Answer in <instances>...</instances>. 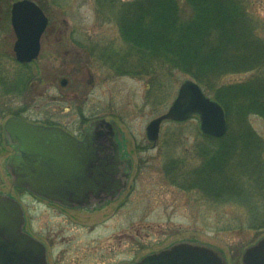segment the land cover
I'll return each instance as SVG.
<instances>
[{
  "label": "rangeland",
  "instance_id": "374dc122",
  "mask_svg": "<svg viewBox=\"0 0 264 264\" xmlns=\"http://www.w3.org/2000/svg\"><path fill=\"white\" fill-rule=\"evenodd\" d=\"M15 1V0H13ZM40 4L49 17V27H58L66 33L63 42L84 43L95 49V57L90 55L77 62L59 61L53 56L56 46L46 39L42 41L39 58L31 65L34 74V95L30 107L25 109L23 98L0 97V127L19 109L30 121H52L71 124L106 119L115 123L127 140L129 154L134 159L132 189L127 205L117 219L123 220L124 229L117 220L108 226L109 243L97 239L95 247L84 242L87 226L112 211L98 214L66 213L50 207L45 202L33 200L25 190L14 184V178L6 167L12 148L6 147L0 153V192L10 194L29 212L33 232L48 244L51 264H75L77 255L96 254L114 249L119 245L116 236L128 232V249L122 246L125 258L138 260L146 254L180 242H192L221 253L228 264H244L245 251L264 238V229L250 227V210L236 205H216L203 199L197 191H184L173 185L165 176L164 167L168 161L184 162L187 167L199 166L202 158L199 147L209 144L199 128L198 118L183 124L165 121L162 124L159 141L155 144L147 138L148 124L165 114L177 97L180 86L190 79L179 71L165 76L136 75L121 73L119 64L128 45L123 41L119 27V10L122 4L135 0H116L113 5L99 3L98 0H33ZM249 11L256 17L259 34L264 38V0H246ZM185 19L193 16V10L185 0H180ZM3 8V5L0 6ZM7 31V32H6ZM12 24L8 30L0 22V53L6 54L14 44L9 39ZM14 32V31H13ZM14 34V33H13ZM78 76L93 79L92 88H74ZM68 77L71 86L66 90L60 80L52 88L57 78ZM83 82L80 81L79 85ZM250 85L251 91L264 93V70L232 73L223 76L219 87ZM49 88L47 95H41ZM80 90L85 92L78 96ZM214 98L210 92H205ZM68 108V109H67ZM253 133L259 140L255 153L250 159L252 145L247 139ZM232 134V142L241 149L242 161L257 159L264 180V117L255 113L240 123L233 113L228 119L227 135ZM214 143V142H213ZM214 145V144H209ZM255 151V150H254ZM249 153V154H247ZM261 181V180H259ZM252 213L264 214L263 198H257ZM82 218V233L75 220ZM97 217V218H94ZM27 231V230H26ZM80 231V232H79ZM37 238V237H35ZM38 239V238H37ZM40 240V239H38ZM41 241V240H40ZM93 238L87 242L92 243ZM153 252V253H151ZM67 253V254H66ZM66 254V255H65ZM123 258V259H125Z\"/></svg>",
  "mask_w": 264,
  "mask_h": 264
},
{
  "label": "trees",
  "instance_id": "16d2710c",
  "mask_svg": "<svg viewBox=\"0 0 264 264\" xmlns=\"http://www.w3.org/2000/svg\"><path fill=\"white\" fill-rule=\"evenodd\" d=\"M98 2L113 5L116 0ZM185 2L193 10L188 19L183 17L180 0H135L122 4L118 22L128 49L123 52L120 72L165 76L179 71L210 92L223 105L228 119L233 113L240 123H245L252 113L264 117V93L251 91L250 85H217L227 74L264 70V38L246 0ZM207 139L214 145L199 147V166L168 161L165 176L184 191L199 192L211 204L247 207L250 227L264 229V214L251 210L264 194L259 162L241 160V149L232 142V134ZM247 139L254 144L251 159L258 153L259 140L250 132ZM5 148L0 127V153Z\"/></svg>",
  "mask_w": 264,
  "mask_h": 264
},
{
  "label": "water",
  "instance_id": "95a60500",
  "mask_svg": "<svg viewBox=\"0 0 264 264\" xmlns=\"http://www.w3.org/2000/svg\"><path fill=\"white\" fill-rule=\"evenodd\" d=\"M49 19L41 7L32 0L16 2L12 8V26L17 35L15 51L17 59L29 63L37 59L41 51V37ZM197 117L201 133L206 137L223 138L228 121L223 106L207 96L201 86L188 79L182 83L178 95L168 111L152 120L147 126L148 140L156 143L160 138L163 122H186ZM114 128L105 119L91 122L86 141L105 139L101 127ZM5 133L17 154L7 161L14 176L15 185L36 195L58 202H65L68 194H60L62 187L71 186L63 178H82L76 185H89L86 174L101 169H91L89 145L74 143V138L56 127L29 123L21 118H10ZM97 132V133H96ZM63 140L66 143L63 144ZM90 176V175H89ZM25 212L21 203L10 195L0 193V264H49L45 245L25 232ZM244 264H264V238L248 248L243 256ZM136 264H227L216 250L192 243H179L169 249L145 257Z\"/></svg>",
  "mask_w": 264,
  "mask_h": 264
},
{
  "label": "flooded vegetation",
  "instance_id": "af4514ba",
  "mask_svg": "<svg viewBox=\"0 0 264 264\" xmlns=\"http://www.w3.org/2000/svg\"><path fill=\"white\" fill-rule=\"evenodd\" d=\"M19 0H0V6L3 5V8H0V22H4L6 25V30H8L9 22H11L12 16V7L15 2ZM13 28V27H12ZM14 31V30H13ZM9 34V39H14V44L8 47L6 54L0 53V97H12L15 99L23 98L25 109L28 110L30 104L32 103L33 95H34V74L30 63H21L17 59V54L15 51V45L17 42V35L15 32ZM7 32V31H6ZM14 33V34H13ZM66 33L64 30L58 27H47L45 33L41 38V44L43 39L48 40L53 43L56 48L53 50V56H55L58 60L63 58V60L72 63L77 62L81 58L85 60V57H88V52L92 57H95L96 51L93 48L87 46L86 42L84 43H66L63 42ZM42 51V48H41ZM41 54V52H40ZM59 60V61H63ZM78 83L74 86V88L80 87V89H85L88 86L92 88L94 81L93 79H87L84 76H78ZM60 80L61 86L63 89H68L71 86V80L68 77H61L55 79L51 83L52 88L55 87V83ZM80 81L83 82L82 85H79ZM49 88H45V91L41 95L49 94ZM84 90H80L75 94L81 96L84 93ZM68 109V108H67ZM23 108L19 109L15 112L11 117H18L29 123L42 125L45 127H56L60 128L69 135H71L74 140V143L78 142L82 145V143H87L89 145V153H90V161L91 169L99 168L101 171L98 178H95V171H92L86 174L84 180L86 182L89 181V185H84L81 187H77L76 183L78 180H82V178H77L74 176L68 177L67 179L63 178L64 183H67L68 186L62 187L59 190L60 194H68L69 197L66 198L65 202H56L43 197L36 195L35 193L24 189L29 196L33 200H38L41 202H45L50 207L60 211L61 213H66L69 217L72 218L71 214H75L78 212L86 213V215L91 216V214H98L103 211L111 210L110 214H106L105 216L99 218L102 214H98L95 222L90 226H87L88 229L87 234L84 236V242L90 246V248L95 247L97 239H100L102 243H109L111 241V236H107L106 231L108 226L112 225L114 220H119L117 217L121 215L123 212V208L127 205L128 202V194L131 191L134 175V159L129 154L127 148V140L124 134L121 133V130L114 125L113 129H108V127L103 126L100 128L101 135L105 137V139H91V141H86V137L88 134V128L91 125V120L89 122H72L71 124L67 123H58L52 121H30L24 117ZM97 133V132H96ZM7 143L12 146L13 153L11 155H15L17 153L14 145L11 144L9 138H7ZM66 143L63 140V144ZM67 144V143H66ZM90 175V176H89ZM26 214V225L25 229L27 232L33 237H37L40 239L46 249L49 264L50 256H49V247L46 242H44L40 237H38L33 232L34 225L32 224L31 218L29 216V212L25 210ZM80 220H75L78 223L79 229L82 233H85V229L81 226L82 218L79 217ZM73 219V218H72ZM121 220L120 225L122 226V230H125L124 223ZM79 231V232H80ZM130 237L132 240L138 239L136 236L130 235L128 232H122L118 234L116 238L118 239L119 245L117 248V254L115 255L114 249H110L108 252H99L93 255L85 254V255H77L74 259L75 264H136L141 261L144 257L151 255L146 254L140 259H136L133 261L128 260V255L125 253V256L122 257L123 253V244L124 248L128 249V244ZM93 238L94 241L92 243L87 242L88 239ZM186 242V241H184ZM177 244V243H175ZM172 244L159 252L169 249L172 247ZM153 253V252H151ZM67 254V253H66ZM65 254V255H66ZM154 254V253H153ZM125 258V259H123Z\"/></svg>",
  "mask_w": 264,
  "mask_h": 264
}]
</instances>
